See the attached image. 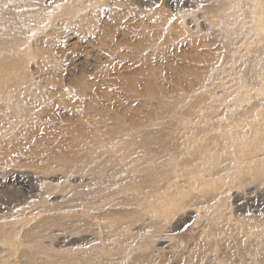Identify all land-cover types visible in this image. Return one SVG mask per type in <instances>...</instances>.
I'll return each instance as SVG.
<instances>
[{
    "label": "rangeland",
    "instance_id": "rangeland-1",
    "mask_svg": "<svg viewBox=\"0 0 264 264\" xmlns=\"http://www.w3.org/2000/svg\"><path fill=\"white\" fill-rule=\"evenodd\" d=\"M243 1L224 36L217 0H0L30 82L0 109V264H264L242 229L264 225V0ZM155 137L216 179L178 170L164 222L134 170Z\"/></svg>",
    "mask_w": 264,
    "mask_h": 264
},
{
    "label": "bare ground",
    "instance_id": "bare-ground-1",
    "mask_svg": "<svg viewBox=\"0 0 264 264\" xmlns=\"http://www.w3.org/2000/svg\"><path fill=\"white\" fill-rule=\"evenodd\" d=\"M217 1L219 4V7L215 9L212 15L210 14L211 16L209 18L212 19L211 20L212 23L214 22V26L219 28L218 31H220V34H223L224 36H228V35L235 36V35L242 34L243 22L246 19L245 18L246 12H245V7H244L246 1L245 2L243 1V6L241 5V0H217ZM245 34L246 36L249 35L246 32ZM15 49L14 51L10 49V45L7 46L5 39L4 41L3 40L0 41V109L4 108L5 106L9 104H15L17 105L16 107H21L20 100L23 98L26 99V97H24L25 96L24 87L29 86L28 84L29 80H28V74L23 71L24 69L20 65V62L22 61L21 64L25 62V61L23 62V60L27 58L28 51L25 52L26 48L25 49L22 48L25 50L23 52L22 50L20 51L18 49L17 50ZM16 68H20L18 72H20L21 74H18L17 71L14 72L15 70H17ZM84 86L82 85V87ZM184 123L185 122L182 121V124ZM193 140H194L193 138L190 139V144L192 143ZM141 147H142V150H144L143 153L147 155L148 157L147 162L149 166L147 170L149 172L141 170L142 169L141 167L139 168L140 170L139 169H134V170L136 172L142 171L145 173L143 178L145 179V181L149 182V186L146 187L144 190L148 191L150 189V191H156V188L159 187V190L157 191H162L158 193V194H161L160 195L161 198H159L160 201L158 202V204L156 206L155 204L152 205L155 208L159 209L158 214L161 215L162 222L170 219L171 216L174 213H176V209H179L180 207H183V206H190V203H188L187 199L185 198V194L181 195V193H183L182 191H180L181 193L179 195H175V196L174 195L170 196L171 192L163 193V188L161 186H163L164 184L168 185L169 187H174V184H173L174 182H171V181L174 177H176V172L178 170L180 172H184L183 174L187 172L188 174L193 175V177H195L194 180L200 175L203 176L204 182L205 181L213 182L216 180L214 176L206 175L208 170L204 166H203V171L199 172L197 170H194V166L190 164H184L179 168L176 164H174V160L172 158H169L170 160L169 159L167 160L166 162L167 164L161 163L160 161H163V159L169 157L171 154H163L164 149L158 143V140L156 137L155 139L150 138L148 140H145ZM171 156L175 157L174 155H171ZM115 160L118 161V159H115ZM143 162L146 166L147 164L146 160ZM196 166L197 165H195V167ZM179 176L180 174L178 175V177ZM110 178H112V176ZM190 186L199 187V185L196 182L194 184L191 183ZM175 187H178V186L175 185ZM177 189H179V187ZM158 194H156L157 197H158ZM148 198L150 199V197ZM244 225L245 227L242 229L245 230L248 236L260 237L261 234H259V232L262 233V235L264 236V225L263 224L247 223Z\"/></svg>",
    "mask_w": 264,
    "mask_h": 264
}]
</instances>
